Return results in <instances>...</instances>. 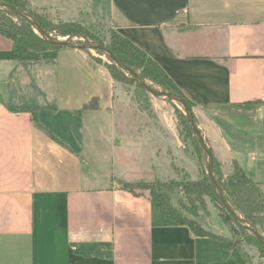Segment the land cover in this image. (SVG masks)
<instances>
[{
  "label": "crops",
  "instance_id": "0c3cea01",
  "mask_svg": "<svg viewBox=\"0 0 264 264\" xmlns=\"http://www.w3.org/2000/svg\"><path fill=\"white\" fill-rule=\"evenodd\" d=\"M27 1L64 22L106 17L192 103L224 173L237 163L264 185V0ZM170 130L86 50L17 61L0 34V264H252L224 247L217 210L198 236L123 188L173 176L183 144Z\"/></svg>",
  "mask_w": 264,
  "mask_h": 264
},
{
  "label": "trees",
  "instance_id": "16d2710c",
  "mask_svg": "<svg viewBox=\"0 0 264 264\" xmlns=\"http://www.w3.org/2000/svg\"><path fill=\"white\" fill-rule=\"evenodd\" d=\"M3 2L9 5H14L20 8L23 12L29 14L31 17H34L45 31L55 37H69L70 41L77 45L72 39L83 34V26L80 23L76 21L59 22L57 24L51 23V21L49 22V20L42 17V15H38L37 13L33 12L30 7V3L27 0H3ZM14 18H16L17 21H15ZM0 34L14 42V60L17 61H40L54 59L57 57L59 50L66 48L51 44L46 38L36 33L33 27L26 20L14 15L9 10L2 8H0ZM106 48L121 62L129 65L136 72L141 70L142 77L156 82L163 88L164 91L182 97L187 102L189 107L192 108V103L185 97L180 88L164 71V69L145 51L137 47L129 39L117 32V35L113 37L111 43ZM98 51L101 52V50ZM108 70L114 80L119 81L120 76L127 74L131 77V80L136 83L129 73L121 70L115 64L108 67ZM138 86L142 88L140 85ZM33 118L35 121L38 119L35 112L33 113ZM188 123L190 125L189 120ZM195 140L197 141L196 138ZM199 146L201 147L200 144ZM214 166L217 182L221 186L229 204L238 214H242L247 219L252 218L253 214L259 210L260 205L263 204L260 192L258 191V188L261 185L253 182L237 163L233 164L232 173L226 177L222 173L221 164L216 160ZM122 186L129 192H137L136 187H134L132 184L124 183ZM179 186L184 190L191 202H199L204 196L210 197L215 203L220 217L222 218L225 225L229 228L232 236H236L237 231L246 232V229L239 227L235 223L234 219L221 204L210 179L199 180L183 185L180 184ZM142 189L144 191L147 190L150 192V199L162 206L167 218L180 225L189 226L198 236L210 235L201 227L200 224L181 218V215H179L172 208L169 198L166 194L167 191L171 190L167 183H156L149 186L145 185ZM219 239L222 241L226 249L237 248V246L232 243L231 238L219 237ZM258 243L260 247L264 249V246L260 242Z\"/></svg>",
  "mask_w": 264,
  "mask_h": 264
},
{
  "label": "rangeland",
  "instance_id": "374dc122",
  "mask_svg": "<svg viewBox=\"0 0 264 264\" xmlns=\"http://www.w3.org/2000/svg\"><path fill=\"white\" fill-rule=\"evenodd\" d=\"M0 2H3V0H0ZM31 9L33 12L42 15V17L49 20V22L51 21V23L57 24L59 22H64L56 13H49L48 11L34 9L33 7H31ZM32 18L35 19L34 17ZM14 19L17 21L16 18ZM74 21L83 26V34L72 39L77 45L91 43L94 45H103L106 48L111 43L113 37L117 35V31L110 26L106 17L83 15L79 19H74ZM57 38L70 40L69 37L59 36ZM86 52L90 55L92 61L104 66L111 76L108 67L115 63L107 53L103 51L99 52L98 50H86ZM141 72V70L137 71L140 76ZM142 78L153 88L166 92L156 82L145 77ZM119 79V81H115L121 84L125 94L135 103L136 108L148 113L153 120V125H163V122L165 121L168 126V131H171L170 129L172 127V129H174L173 131H176L183 144L182 154L178 155V160L174 161L172 164L174 170L172 177L162 180V176H166L168 172L167 169L163 168V170H160L159 172V177H161L158 179H145L131 182L129 184L136 187V193H138L144 191L142 188L145 185L149 186L156 183H167L171 190L167 191L166 194L172 208L181 215V218L200 224L199 221L201 218L209 217L210 212L213 209L217 211L218 209L208 196L202 197L199 202H191L188 199L187 194L179 186L180 184L183 185L199 180L210 179L208 175V157L195 140L183 107L177 102L153 97L151 94L140 88L137 83L132 81L131 77L127 74L120 76ZM158 112H161V114ZM134 168L142 171L143 166H135ZM221 170L226 177L227 175L224 173L223 169ZM136 176L138 175H132L130 178L135 179ZM215 178L217 180L216 175ZM258 191L260 192L263 204L260 205L259 210L253 214L252 218L247 219L242 214H237L244 219L248 225L257 229L259 233L264 236V185H261L258 188ZM146 192L150 194L149 191L146 190ZM209 222L212 227L216 228L222 224V219L217 214H213V216L210 217ZM230 238L232 243L244 253L247 262L252 264H264V249L260 247L258 243L259 241H257L255 239L256 237L248 230H246V232L237 231L236 236H232L231 234Z\"/></svg>",
  "mask_w": 264,
  "mask_h": 264
},
{
  "label": "water",
  "instance_id": "95a60500",
  "mask_svg": "<svg viewBox=\"0 0 264 264\" xmlns=\"http://www.w3.org/2000/svg\"><path fill=\"white\" fill-rule=\"evenodd\" d=\"M0 8L2 9H7L14 15L26 20L32 27L33 29L40 34L42 37L46 38L48 42L51 44H54L59 47H66V48H72V49H78V50H101L109 55V57L114 61L116 66H118L120 69L123 71L129 73L133 79L136 81L138 85H140L145 91H147L149 94H151L153 97L158 98V99H167L173 102H177L181 104L183 107L188 120L190 122V125L192 127L193 133L195 135V138L197 139L198 143L201 145L203 151L207 154L208 157V175L210 178V181L212 183V186L217 193V196L221 202V204L224 206L226 211L231 215V217L234 219L235 223L243 228L248 230L251 234H253L256 239L264 246V236L259 233V231L250 225L247 224V222L242 219L237 212L234 210V208L229 204L227 201L224 192L217 182L215 178V158L213 155L212 150L208 146L201 130L199 129L197 122L194 118V115L192 113L191 108L187 104V102L182 98L179 97L175 94L168 93V92H162L159 91L155 88H153L151 85H149L135 70H133L129 65L121 62L113 53L109 52L107 48H105L102 45H94L91 43L83 44V45H75L72 43L70 40H62L59 39L52 34L48 33L45 31L40 24L33 19L29 14L23 12L20 8L14 6V5H9L4 2H0Z\"/></svg>",
  "mask_w": 264,
  "mask_h": 264
}]
</instances>
